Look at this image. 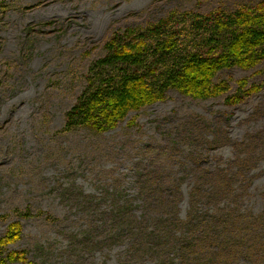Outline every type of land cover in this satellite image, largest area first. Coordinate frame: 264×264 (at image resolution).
<instances>
[{
  "label": "rangeland",
  "instance_id": "rangeland-1",
  "mask_svg": "<svg viewBox=\"0 0 264 264\" xmlns=\"http://www.w3.org/2000/svg\"><path fill=\"white\" fill-rule=\"evenodd\" d=\"M262 1L0 0V238L12 222L23 225V238L9 245L8 252L31 251L30 259L38 263L39 241L57 238L65 248L72 233L89 225L82 200L101 198L115 181L134 197L140 171L142 177L154 169L166 182L179 183L185 215L200 174L218 173L245 156L242 146L252 137L264 143V61L248 70L218 72L214 83L226 82L230 88L219 97L198 100L170 91L164 101L130 112L108 133H60L66 112L84 90L83 78L105 55L115 30L144 28L173 11L234 12ZM240 80L247 82L245 89H260L230 103ZM253 155L242 203L261 211L264 146ZM27 210L58 220L25 219L17 213ZM111 248L96 252L95 262L89 258L85 264H159L147 257L133 263L123 246Z\"/></svg>",
  "mask_w": 264,
  "mask_h": 264
},
{
  "label": "trees",
  "instance_id": "trees-1",
  "mask_svg": "<svg viewBox=\"0 0 264 264\" xmlns=\"http://www.w3.org/2000/svg\"><path fill=\"white\" fill-rule=\"evenodd\" d=\"M104 49L105 55L83 78L84 90L66 112L60 133H108L130 112L164 101L170 91L198 100L221 96L230 88L226 82L214 83L218 72L248 70L264 61V1L234 12L173 11L144 28L115 30ZM246 85L240 80L237 93L227 101L239 103L260 89ZM263 146L252 137L242 146L245 158H234L218 173L200 174L185 215L180 184L166 182L154 169L142 177L138 173L134 197L117 181L107 185L101 198L82 200L89 225L72 233L65 248L57 245V238L38 242V263L85 264L89 258L95 262L94 254L103 248L123 246L133 263L147 257L159 264H264V209H246L242 203L251 182L253 153ZM17 213L25 219L45 216L29 210ZM44 218L58 220L51 214ZM22 238V223L12 222L0 238V264H38L30 259L31 251L8 252Z\"/></svg>",
  "mask_w": 264,
  "mask_h": 264
}]
</instances>
